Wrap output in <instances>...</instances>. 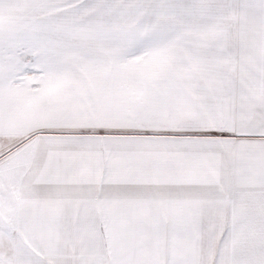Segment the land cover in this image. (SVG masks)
<instances>
[{"label": "snow or ice", "instance_id": "1", "mask_svg": "<svg viewBox=\"0 0 264 264\" xmlns=\"http://www.w3.org/2000/svg\"><path fill=\"white\" fill-rule=\"evenodd\" d=\"M0 264H264V0H0Z\"/></svg>", "mask_w": 264, "mask_h": 264}]
</instances>
